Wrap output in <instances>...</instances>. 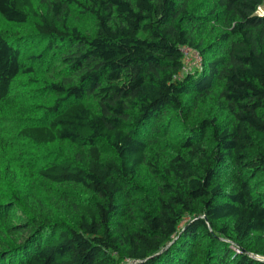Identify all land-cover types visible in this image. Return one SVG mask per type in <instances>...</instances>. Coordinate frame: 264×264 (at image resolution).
Wrapping results in <instances>:
<instances>
[{"label":"trees","instance_id":"trees-1","mask_svg":"<svg viewBox=\"0 0 264 264\" xmlns=\"http://www.w3.org/2000/svg\"><path fill=\"white\" fill-rule=\"evenodd\" d=\"M121 263L264 264V0H0V264Z\"/></svg>","mask_w":264,"mask_h":264},{"label":"rangeland","instance_id":"rangeland-1","mask_svg":"<svg viewBox=\"0 0 264 264\" xmlns=\"http://www.w3.org/2000/svg\"><path fill=\"white\" fill-rule=\"evenodd\" d=\"M185 62H186L187 71L195 72V70L200 69L202 67V59H201V57L197 53L189 52L187 54V56H186V61ZM57 68L58 67H56L55 70H54L55 71V74H56ZM54 71H52V72H54ZM52 72H49L47 70V73L48 74L49 73H52ZM46 76H50V75H46ZM174 133H181V132L179 130H175ZM121 264H124V263H121Z\"/></svg>","mask_w":264,"mask_h":264},{"label":"built area","instance_id":"built-area-1","mask_svg":"<svg viewBox=\"0 0 264 264\" xmlns=\"http://www.w3.org/2000/svg\"><path fill=\"white\" fill-rule=\"evenodd\" d=\"M182 53H183V55H184V65H183V67H182V71H181V73H179L177 76L178 77H180L181 76V74L182 73H184V72H186L187 71V67H186V56H187V54L189 53V52H192V53H195L194 51H191L189 48H182Z\"/></svg>","mask_w":264,"mask_h":264}]
</instances>
